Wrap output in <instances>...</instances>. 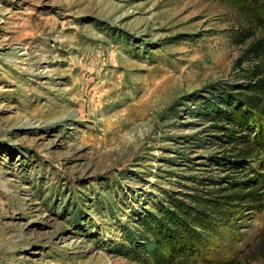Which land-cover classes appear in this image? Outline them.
<instances>
[{
    "label": "rangeland",
    "instance_id": "obj_1",
    "mask_svg": "<svg viewBox=\"0 0 264 264\" xmlns=\"http://www.w3.org/2000/svg\"><path fill=\"white\" fill-rule=\"evenodd\" d=\"M261 34L221 0H0V264H170L142 220L242 179L219 98ZM258 194L178 264H264Z\"/></svg>",
    "mask_w": 264,
    "mask_h": 264
},
{
    "label": "trees",
    "instance_id": "obj_2",
    "mask_svg": "<svg viewBox=\"0 0 264 264\" xmlns=\"http://www.w3.org/2000/svg\"><path fill=\"white\" fill-rule=\"evenodd\" d=\"M221 1L238 12L249 27L262 31L244 50V56L255 61L244 70L246 82L236 92L219 98L223 108L217 114L219 137L237 149L231 156L236 162L230 165L240 168L230 173L242 179L228 175L210 188H203L206 183L196 179L188 192L167 196L158 213L147 214L142 226L153 237L149 253L158 263L178 264L191 257L203 246L206 230L229 221L240 208L256 207L258 191L264 188L263 174L241 168L248 162H264L259 160L264 158V0ZM253 35L248 30L240 32L243 39Z\"/></svg>",
    "mask_w": 264,
    "mask_h": 264
},
{
    "label": "bare ground",
    "instance_id": "obj_3",
    "mask_svg": "<svg viewBox=\"0 0 264 264\" xmlns=\"http://www.w3.org/2000/svg\"><path fill=\"white\" fill-rule=\"evenodd\" d=\"M93 102V101H92ZM96 106V105H95Z\"/></svg>",
    "mask_w": 264,
    "mask_h": 264
}]
</instances>
